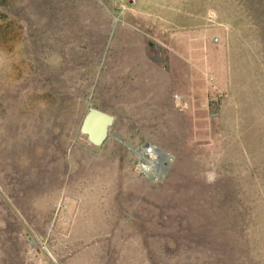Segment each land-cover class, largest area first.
<instances>
[{
  "label": "rangeland",
  "instance_id": "1",
  "mask_svg": "<svg viewBox=\"0 0 264 264\" xmlns=\"http://www.w3.org/2000/svg\"><path fill=\"white\" fill-rule=\"evenodd\" d=\"M0 264H264V0H0Z\"/></svg>",
  "mask_w": 264,
  "mask_h": 264
},
{
  "label": "water",
  "instance_id": "2",
  "mask_svg": "<svg viewBox=\"0 0 264 264\" xmlns=\"http://www.w3.org/2000/svg\"><path fill=\"white\" fill-rule=\"evenodd\" d=\"M113 122L112 115L90 107L81 120L79 132L89 144L101 147L109 137Z\"/></svg>",
  "mask_w": 264,
  "mask_h": 264
},
{
  "label": "bare ground",
  "instance_id": "3",
  "mask_svg": "<svg viewBox=\"0 0 264 264\" xmlns=\"http://www.w3.org/2000/svg\"><path fill=\"white\" fill-rule=\"evenodd\" d=\"M150 147V148H149ZM152 152L153 154L156 155L157 159H156V168H155V171L158 172V171H161V168L163 166V164L167 161V158L166 157V154L163 153L160 149L156 148V147H152V146H148L146 147L144 150H143V153H138V156H139V159H142V161H139V168L141 170L142 173H148V168L146 169V158L143 156L144 153H150ZM163 170V169H162ZM160 173H163L160 172Z\"/></svg>",
  "mask_w": 264,
  "mask_h": 264
},
{
  "label": "built area",
  "instance_id": "4",
  "mask_svg": "<svg viewBox=\"0 0 264 264\" xmlns=\"http://www.w3.org/2000/svg\"><path fill=\"white\" fill-rule=\"evenodd\" d=\"M148 146H151V145H142L141 148H140V153L142 154L143 153V150L146 147H148ZM152 147H154V146H152ZM143 156L146 158V163H145L146 164V169L148 168V170H149L148 173H145L144 175H148V176L154 175L155 174L154 172H156L155 171V168H156V164H157L156 163V159H157L156 155L153 154L152 152H150V153H144ZM139 161H142V159H140ZM139 161L137 163V169L141 172V170L139 168ZM142 163H143V161H142ZM167 163H168V158H167V161L163 164V166L161 168V171H158V172L164 171L165 167L167 166Z\"/></svg>",
  "mask_w": 264,
  "mask_h": 264
},
{
  "label": "clouds",
  "instance_id": "5",
  "mask_svg": "<svg viewBox=\"0 0 264 264\" xmlns=\"http://www.w3.org/2000/svg\"><path fill=\"white\" fill-rule=\"evenodd\" d=\"M146 145H148V144H146ZM211 178V177H210Z\"/></svg>",
  "mask_w": 264,
  "mask_h": 264
},
{
  "label": "crops",
  "instance_id": "6",
  "mask_svg": "<svg viewBox=\"0 0 264 264\" xmlns=\"http://www.w3.org/2000/svg\"><path fill=\"white\" fill-rule=\"evenodd\" d=\"M114 123V122H113Z\"/></svg>",
  "mask_w": 264,
  "mask_h": 264
}]
</instances>
